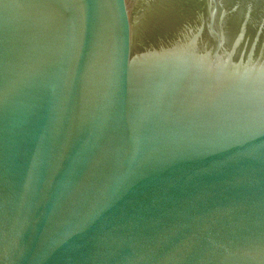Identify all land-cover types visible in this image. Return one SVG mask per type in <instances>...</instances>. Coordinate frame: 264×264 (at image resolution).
<instances>
[{"label": "water", "instance_id": "water-1", "mask_svg": "<svg viewBox=\"0 0 264 264\" xmlns=\"http://www.w3.org/2000/svg\"><path fill=\"white\" fill-rule=\"evenodd\" d=\"M0 264H264V0H0Z\"/></svg>", "mask_w": 264, "mask_h": 264}]
</instances>
